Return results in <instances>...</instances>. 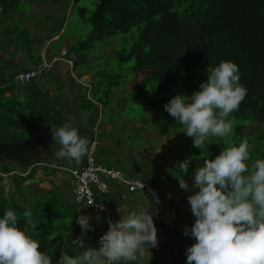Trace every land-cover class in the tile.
<instances>
[{
    "label": "trees",
    "instance_id": "obj_1",
    "mask_svg": "<svg viewBox=\"0 0 264 264\" xmlns=\"http://www.w3.org/2000/svg\"><path fill=\"white\" fill-rule=\"evenodd\" d=\"M43 1L0 0L2 26L7 27L6 24L10 26L13 23L11 26L13 30H10V33L0 30V48L9 59H14L18 51H24L21 57L28 59L29 62L22 66L15 60L13 64L15 70L36 68L42 62L43 72V56L40 47L45 46V56L49 58L59 52L58 50L53 53L50 50L49 45L52 42L57 41L59 46L65 37H74L66 45V57L74 56L70 58L72 64L59 63L67 67L68 79H73L80 88L83 85L77 83L76 76L81 77L87 71H91V68L96 67L93 78L87 82L89 86L85 85L84 93L80 94V98H86L90 102V105L81 104L80 107L85 106L89 110H94H92L93 123L89 129L82 130L90 143L94 138L93 126L99 125V110L101 111L103 106L100 99L103 94L100 90L104 79L98 75L101 72L102 58L109 63H115L119 70L132 69L134 75L131 78L141 79L138 85H141L139 91L142 92L143 107L147 106L149 100L153 98L157 100L158 109L161 111H165L164 105L173 96L183 94L190 97L194 91H198L199 84L206 81L207 72L211 68L221 61H232L238 65L240 83L247 89V95L241 102L239 110L231 114L230 119L234 118L232 133L225 138L210 136L204 149L189 148L185 154L188 158L196 160L193 165L196 169L197 166H203V159H214L224 148L238 146L242 140L246 139L251 145L248 163L251 164L256 159H264V0H56L58 14L46 16L45 24L48 31L46 30V37L40 38L34 36L36 34L32 27L20 28L16 20H19L17 14L20 15L23 12V6L31 10ZM184 22L194 24L197 28L196 32L206 41L200 46L181 51L182 60L175 63L171 59L170 45L172 43L178 45L179 37L174 36L180 23ZM56 35L58 37L52 39ZM13 38H16V42ZM41 41L42 46L37 48V56H34L32 46L34 43L40 45ZM190 45L191 41L185 39L180 46L188 48ZM106 52H109V55H106ZM3 60L5 59L0 58L2 76ZM55 64L46 69L47 72L23 84L31 92L30 98L34 99L36 104L42 99V105L37 111L41 112L42 116L37 118L36 114L35 118L41 122L42 128L39 129H42L41 142L45 148L54 141L51 129L64 125L66 113L60 103L59 95H55L54 98L47 91L40 92L38 88L33 89L35 83L31 82L39 76L54 77ZM114 76L119 74L114 73ZM95 77H97L98 86L93 84ZM115 80L116 78L113 82ZM57 84L61 88L59 81ZM9 85L0 86V116L4 117L9 112L6 109V99L13 94L12 87ZM93 91L94 94H92ZM6 92H10V95L4 96ZM19 114L24 115V112ZM167 115L169 116L168 113ZM35 118L25 116L27 121ZM37 132L38 129H35L29 136L23 138L17 135L19 137L17 138L7 129L0 130V172L6 173L7 180L11 178L14 183L12 190L7 184L10 190L7 195L3 194L4 186L0 185V217L5 210L11 209L17 214L18 227L24 229L27 226V219L23 214L26 210L31 213L33 210L31 205L26 206L25 203L20 202H24L27 198L26 190L33 189L37 193L41 192V196L33 194L31 198L37 209L40 208L42 212V217L36 223L35 229L39 234L32 235L40 241L39 250L42 251L47 238L55 235L58 242L59 235L70 232L69 224L78 213L82 212V209L71 201L73 197L71 187H64L65 190H61L59 186L52 184L50 189H45L39 185L40 180V183L33 182L36 172L42 168L54 175L56 171L68 173L56 167L67 165L56 161L52 149L48 151L46 149V152H43L38 140L32 137ZM82 160L80 169L86 166V155ZM9 162L12 164L9 165ZM28 169L29 172L24 176L8 174L11 170L24 172ZM71 176L73 177L72 174ZM0 180H2L1 176ZM27 180L28 182L25 183ZM9 201H11L10 206ZM82 203L85 202L82 201ZM37 209L34 213L38 212ZM99 214L103 223L101 221V229L93 236L95 248H97V238L106 230L104 228L105 214L100 211ZM64 219L65 222L60 223V220ZM62 225L64 232L59 228ZM42 233L45 234L43 238ZM119 264L124 262L121 261Z\"/></svg>",
    "mask_w": 264,
    "mask_h": 264
},
{
    "label": "clouds",
    "instance_id": "obj_2",
    "mask_svg": "<svg viewBox=\"0 0 264 264\" xmlns=\"http://www.w3.org/2000/svg\"><path fill=\"white\" fill-rule=\"evenodd\" d=\"M42 52L45 53V46ZM66 55L67 52L63 55L65 59L74 57ZM59 62L66 61L55 63ZM246 95L238 65L221 61L207 72V79L199 84L198 91L190 97L173 96L164 110L193 138V146L202 150L210 136L225 138L232 133L231 114L239 110ZM51 131L59 145V150L53 153L57 159L71 165L88 154L89 139L81 137L71 123ZM250 148L244 139L238 146L224 148L214 159H203V166L195 169L192 187L198 190L187 197L195 220L190 229H184V235L194 237L195 243L186 249L187 264H264V159L249 164ZM190 160L186 158L175 166L178 173L175 178L184 191L189 190L184 176ZM156 203L158 197L153 193L147 208L132 211L115 222L109 220L108 230L99 239V248H85L82 237L75 238L73 244L84 251L75 257L62 253L58 264H119L121 261L127 264L137 259L138 251L156 248L157 229L153 212L149 211ZM23 215L27 219L24 229L18 227L13 210H5L0 217V264H53L49 255L53 249L40 251V241L29 234L37 227L31 211L26 210ZM89 221L86 215L76 218L82 233L91 229Z\"/></svg>",
    "mask_w": 264,
    "mask_h": 264
},
{
    "label": "rangeland",
    "instance_id": "obj_3",
    "mask_svg": "<svg viewBox=\"0 0 264 264\" xmlns=\"http://www.w3.org/2000/svg\"><path fill=\"white\" fill-rule=\"evenodd\" d=\"M56 0H44L43 2L37 4L36 6L32 7V12H35L36 14H33L31 10H29V7L23 6V12L19 15L17 14V18L19 20H16V23L19 22L20 28L24 27H32L33 32H35V37H46L47 29H46V16H56L58 14V10L56 8ZM41 14V15H37ZM39 20V21H38ZM14 21V19H13ZM38 21V22H36ZM50 23V21L48 22ZM52 23V22H51ZM3 24L0 21V30L4 33H10V30H13L11 26H13V23H11L10 26L6 24L7 27L2 26ZM34 25V26H33ZM194 24L184 22L180 23L176 33L175 38L179 37L177 44H171L170 45V52H171V59L175 63H179L178 61L182 60L181 51H184L186 49H192L194 47L200 46L203 42L206 40L201 37L196 32V27H194ZM47 30V31H46ZM58 35L54 36L52 39L57 38ZM174 38V39H175ZM14 42H16V38H13ZM73 36L65 37L63 39V42L58 46L57 41L52 42L49 47L50 50L53 53H56L59 50V54L61 55L63 52V55L66 52V45L69 41L73 40ZM185 39H188L191 41V45L188 48H183L180 46L185 42ZM2 43V41H1ZM3 44V43H2ZM39 46H42V41L39 43H34L32 46V53L34 56H37V48ZM1 47V46H0ZM43 49V47H40V50ZM39 50V49H38ZM18 51L15 56L14 60H17L18 62H21L23 64H26L29 62L28 59H22L21 54H24V51ZM39 52V51H38ZM1 55H3V50L0 48V58ZM7 54H5L6 56ZM106 55H109V52H106ZM57 56V55H56ZM105 56V55H104ZM3 58V56H2ZM8 59V56L4 59ZM105 58V57H104ZM65 59V58H64ZM43 60V57H42ZM13 62V61H11ZM5 66H8L3 73V76L0 73V86L3 84H10L9 86L12 87L11 91H13L12 96L10 95V92H6L4 96H9L6 99V109L7 116H0V130L1 129H7L9 133H13L16 135L17 138H19L17 135H21L23 138L25 136H29L32 131L35 129H38V132L33 134V138L37 139L41 149H43V152H46L48 150H51L50 146L45 149L44 145L41 142V136H42V128L41 122L37 118H41L42 114L41 112H37L39 110V106L42 105V99H40V102L36 104V101L31 97V92L28 91L27 88L24 87V83L15 84L14 82V74L18 72L21 69L15 70V67L10 69L11 63L9 61L4 62ZM101 72L98 73V75H101V78L104 79L103 85L101 88L102 96L100 97L102 101V109L99 110V128L103 127L104 129L106 127H109V133L106 131H103L99 133V130H97L95 136L99 139H101L103 144L97 145L95 150V157L98 158L99 162L105 166H116V167H123V168H129V164L136 161L139 166L141 165H151V167L160 168L162 170V173L160 174V178L166 179V185H169V177L171 176V186L173 189H181L179 187V182L175 178V176L178 175L176 164L178 162H182L185 160L187 155L185 154L187 149L191 148L193 150L195 147L193 146V138L188 137L184 132L182 126H180L173 117L170 115H167L166 111H161V109H158V103L157 100L151 98L148 102V105L143 107L142 102V92L139 91V88L141 85H138V83L141 81L138 78L134 77L132 79L131 77L134 75L133 70H119L117 65L115 63H109L108 61H105V59H101ZM104 64V65H103ZM15 70V72H14ZM91 71H87L85 75L81 77H76L77 83H80L81 88L80 92L81 94L84 93V86L87 82H89V79L93 78V73L96 70V67L91 68ZM7 71V72H6ZM56 73H60V70H56ZM114 73H118L119 76H114ZM43 74V72H42ZM76 75V74H75ZM116 78V80L113 82V79ZM58 78L56 76L54 77H37L35 78L31 83H35V86H33V89H37L40 92L47 91L48 94H51L52 97L55 98V95L60 96V101L62 102L63 106L64 103L67 100L65 91L66 89L59 88L57 82ZM138 81V82H137ZM17 83V82H16ZM94 86H98L97 83V77L93 79ZM112 84V88H110V85ZM21 85V86H20ZM23 85V86H22ZM78 86V85H77ZM79 87V86H78ZM97 89V88H96ZM87 91V89H86ZM94 94V91L92 92ZM69 101L71 99L69 98ZM60 102V103H61ZM81 104H88L90 105V102L87 101L86 98H80L76 102V109H78V106L80 107ZM60 108H58L59 110ZM158 109V111H157ZM61 110V109H60ZM93 109L88 110L89 113L92 112ZM19 112H24V115H20ZM37 114V116H36ZM29 116V118H37L32 119V121L25 120V116ZM172 120H171V119ZM93 119L91 121H87L84 124H81L80 126L87 130L90 128ZM101 126V127H100ZM103 129V130H104ZM180 129V130H179ZM94 132V130H93ZM98 139V140H99ZM119 141V142H117ZM164 143V146L162 149H159V153L162 152V158L161 155L157 154V150H155V147L157 148V145H162ZM116 144H119L120 147L129 148L132 149L133 153V161L126 162V159L124 160H116L115 159V149L112 147H115ZM112 146V147H111ZM140 147H144V149H147L148 151H152L151 154H148L147 150H142ZM117 148V146H116ZM58 147H54V151H58ZM193 152V151H192ZM168 155V165L166 163V167L164 168L163 164V156ZM204 158V157H203ZM190 160V165L188 169V173L184 176V179L189 183V190L184 191V195L187 197L191 194H193L198 189H195L191 186V182L193 181V174H194V167L193 165L196 163V160ZM12 162H9V165H11ZM68 166V165H67ZM192 168H191V167ZM52 167V166H51ZM70 168H73L72 166H69ZM198 167V166H197ZM194 168V169H193ZM62 175L66 177L65 173H61L59 171H56L55 175L52 177L54 178V183L57 182L56 177H59V175ZM37 178V177H36ZM42 177H40L41 179ZM1 181V180H0ZM4 182L7 180L4 179ZM10 183L8 185L10 186V190L13 188L12 179L9 178ZM31 181V180H29ZM41 181V180H40ZM34 182V179H33ZM4 185H7V183L0 182ZM27 183V181L25 182ZM71 187V182L67 181L64 182L63 185H69ZM8 185L6 186V190L4 189V195H7L9 190ZM42 185V184H41ZM156 186V185H155ZM50 189V188H48ZM182 190V189H181ZM26 197L24 202L25 205H31V208L33 210L32 212V219L37 223L40 218L42 217V212L40 211V208L35 206L34 201L32 200L31 196L33 194H38L41 196V192L37 193L33 189H30V191L26 190ZM172 196H175V192L170 193ZM30 195V196H29ZM142 200L146 203H149V199L145 196L141 197ZM11 201L8 202V205L10 206ZM85 208H88V217L91 219V215L96 220L99 218V211H97L95 208L84 205ZM37 209V213H34V210ZM132 210V209H130ZM80 216V215H78ZM77 216V217H78ZM76 217V218H77ZM159 217L160 213H159ZM162 218V217H161ZM43 221V220H42ZM60 223H64V220H60ZM91 221V220H90ZM194 222H190L188 224V228H191V224ZM74 228L71 226L72 223H70V232H65L61 235H59V240L57 242V237L55 235L51 236L50 238H47L45 247L42 248V251L48 252L49 249H53L52 252H49V255L53 256L52 261L53 264H58L59 258L62 253H66L69 256H78L82 254L84 251V248H78L76 245L73 244V240L77 237H82L83 243L85 248L92 247L95 248L94 243H92L93 240V233L92 232H85L82 233L81 227L76 223V219L74 220ZM191 225V226H190ZM79 226V227H77ZM187 226V225H186ZM60 229H63L62 232H64V227L59 226ZM169 228V227H168ZM166 228V229H168ZM36 229V228H35ZM35 229L31 230L29 234L37 236L39 232H37ZM45 234L42 233V238ZM179 236H176V238L173 240L172 244H176V241ZM182 238L186 239V241H194V237L189 236H182ZM166 238V234L162 235V239ZM144 249L138 251L142 256H144L146 262L148 264H157V261L161 264H178V253L179 251L176 250V253L171 255H163L159 253V249L156 251H150ZM57 256V259H56Z\"/></svg>",
    "mask_w": 264,
    "mask_h": 264
},
{
    "label": "crops",
    "instance_id": "obj_4",
    "mask_svg": "<svg viewBox=\"0 0 264 264\" xmlns=\"http://www.w3.org/2000/svg\"><path fill=\"white\" fill-rule=\"evenodd\" d=\"M3 56V58H2ZM5 57V53H3V55H1V60L4 59ZM6 61H9L11 63L10 69L13 68V64H14V59H5L3 60V65L4 68L6 70L8 66H5ZM13 61V62H11ZM20 64H22V66L27 65L23 64L22 61L19 62ZM56 70H60V73H56ZM46 69H44L43 72H45ZM7 72V71H6ZM47 72V71H46ZM53 73L54 75L59 79V82L61 83V89H66L65 94L67 97L66 102L64 103L63 109L66 113V120L65 123H71L74 127H76L78 129V133L81 137H86L85 134L82 132L83 128L80 126L81 124L86 123L87 121H91L94 118V110L89 113V109L84 107H79L78 109H76V102L78 101V99L80 98V87L77 86V84L74 83L73 79H68L67 77V67L63 64V63H56L54 65L53 68ZM68 79V80H66ZM69 98L71 99V101H69ZM61 102V101H60ZM62 104V102H61ZM63 105V104H62ZM64 123V124H65ZM94 126H97V130H99V133L106 131L109 133V127H106L105 129L103 127H101V129L99 128L98 124H95ZM93 126V127H94ZM104 129V130H103ZM94 130V129H93ZM101 131V132H100ZM95 135V133H93ZM96 137V136H95ZM98 137V136H97ZM96 137V138H97ZM99 139V138H97ZM53 140V139H52ZM119 142V141H117ZM103 144L101 139H99V144ZM97 146V145H96ZM96 146H94L93 148V156L95 158V160L99 162L98 158L95 157V150H96ZM117 146V148H116ZM164 146V143H162V145H157V148L155 147V150H157V154L161 155V157L159 159L162 158V152L159 153V149H162V147ZM41 147V146H40ZM54 147H58L59 145L55 143V141L52 142V144H50V148L54 151ZM112 147V146H111ZM115 149L114 155H115V159L116 160H124L126 159V162L128 163V161H133V151L132 149L129 150V148H124L123 146L120 147L119 144H116L115 147H112ZM142 150H147L144 149V147H140ZM46 149V148H45ZM148 154H151L152 151H148ZM57 159V158H56ZM83 159V158H82ZM168 155L163 156V164H164V168L166 167V163L168 165ZM57 162H60V164L64 163L66 166V168L69 169H73V168H78L80 169V167L82 166L81 164L83 163V160H81L79 163L73 162V164L69 165L67 163L66 160L64 159H57ZM168 161V162H167ZM81 165V166H79ZM69 166H72L73 168H70ZM111 167V165H110ZM115 168H118L122 171V173L126 176V177H134L140 180H144L147 182H151L159 191L160 193L166 197L170 202L174 203L176 208H177V213L175 215V217H173L172 220V225L168 226V227H163L161 222H160V218H159V211L154 209V208H149L150 212H153V220H154V225L157 229V238H158V246L156 248H148L147 250L150 251H156L157 249H159V253L163 254V255H173L174 253H176V250L179 251L178 253V264H187V260H186V249L191 246L193 243H195L194 241H186V239L182 238V236L186 237L184 235V229L185 227L188 228V224L192 221L194 222L195 217L192 215L191 210H190V204L187 200V196L184 195L185 193L183 192V190L181 189H173L171 186V176L169 177V185H166V179H162L160 178V174L162 173V170L160 168H154L151 167V165H141L139 166V161L138 164L136 161L132 162L129 164V168H123V167H116L113 166ZM59 172H63L65 173L66 177L59 175V177H56L57 182L54 183L55 181H53L54 178H52L54 176V174H50L49 172L44 171V169H39L36 174L35 177L33 178L35 182L38 181V183H40L39 180H41V184L42 187H45V189H48L49 187L52 186V184H55L56 186H59L61 188V190H65L64 187L66 188H70V183L69 185H63L64 182H71V192H72V196L71 197V201L73 203H75V205L78 208L82 209V212L76 215V217L78 215H86L88 216V208H85L84 205H86L85 203H82V201H79L76 198V195L74 193V186H73V177L71 176V174L69 175L68 173L64 172V171H59ZM37 177V178H36ZM40 177H42L40 179ZM108 183V187H109V191L105 192V193H96V198L98 201L104 203L106 205V208L108 209L110 215L114 218H117L120 214L123 216H127L130 212L132 211H139L142 208H147L149 203H146L142 200L141 197L145 196L143 193H141L140 191H134V192H128L125 184H123L121 181L119 180H113V181H107ZM193 182V181H192ZM192 182H191V186H192ZM8 184V183H7ZM39 184V185H41ZM4 186V185H3ZM7 185H5V190ZM43 190V188H42ZM171 192H175L176 195L172 196L170 193ZM132 209V210H130ZM81 211V210H79ZM101 215H99V218H97L96 220H94V218L91 215V221L90 225H91V229L88 230V232H92L93 236L94 234H96L100 229H101ZM76 217L73 219L72 223V227L74 228L73 225L74 224V220L76 219ZM103 223V221H102ZM187 225V226H186ZM192 225V224H191ZM190 225V226H191ZM79 227V226H77ZM168 228V229H166ZM65 233V232H64ZM70 233H74V232H70ZM166 234V238L162 239V235ZM176 236H179L178 239L176 241V244H172L173 240L176 238ZM93 243V240H92ZM144 252L146 251V249L143 250ZM173 257V256H172ZM127 264H148L144 258V256H142L139 252H137V259L135 261H130L127 262ZM157 264H161L160 262L157 261Z\"/></svg>",
    "mask_w": 264,
    "mask_h": 264
},
{
    "label": "built area",
    "instance_id": "obj_5",
    "mask_svg": "<svg viewBox=\"0 0 264 264\" xmlns=\"http://www.w3.org/2000/svg\"><path fill=\"white\" fill-rule=\"evenodd\" d=\"M64 53V52H63ZM61 55H53L49 58H46L45 53L42 52L43 56V66L45 68H51V66L59 60H65L68 64H72L71 59H64L65 56ZM42 72V62L36 67L28 70H21L14 74L15 84L17 83H27L33 77L39 75ZM86 85H88L86 83ZM89 86V85H88ZM96 127L94 126V133L96 132ZM99 144V140L95 137L92 139L89 145V152L86 155V166L83 169L73 168L68 169L64 167L63 169L68 170L73 177L75 178V188L74 193L76 194L79 200L86 199L90 202L91 199V190L90 187L97 186L101 191L108 192L109 187H106L105 184L102 183L101 177H104L106 181L119 180L123 184L128 192L134 191H143L145 196L152 201L153 193H155L156 197H158V203L154 205V209L158 210L160 213V222L164 226L172 225L173 217H175L177 211L173 204H171L168 200L164 199L160 193L152 186L151 182L143 181L140 179L126 177L121 170L105 166L101 163H98L93 156V148L94 146ZM8 174L14 175L19 174L20 176H24L23 172H19L17 170H11ZM7 178V175L4 176ZM1 182V181H0ZM3 183H6L2 181ZM28 182V180H27ZM108 183V182H107ZM125 217V216H124Z\"/></svg>",
    "mask_w": 264,
    "mask_h": 264
},
{
    "label": "bare ground",
    "instance_id": "obj_6",
    "mask_svg": "<svg viewBox=\"0 0 264 264\" xmlns=\"http://www.w3.org/2000/svg\"><path fill=\"white\" fill-rule=\"evenodd\" d=\"M44 67V66H43ZM44 69H47V68H45L44 67ZM56 167H58L59 169H63L64 167H59V166H56ZM69 169V168H68ZM63 170H65V169H63ZM65 171H67L68 173H69V171L68 170H65ZM20 172V171H19ZM29 172V169L28 170H26V171H24L23 173H24V175H26L27 173ZM6 175V173H1L0 172V176L2 177V180L1 181H3L4 179H6L4 176ZM101 181H102V183L103 184H105L106 185V187H108V184H107V181H106V179L104 178V177H101ZM0 185H3L2 183H0ZM73 186H74V188H75V186H76V184H75V178L73 177ZM90 190H91V201L90 202H88L86 199H81V200H79L78 198H77V196H76V198L79 200V201H83V202H85V204L86 205H89V206H91V207H93V208H95V209H97L98 211H100V212H104V214H105V222H106V224H105V226H104V228L106 229L105 230V232L108 230V226H109V220H111V221H113V222H115V220L116 221H118L120 218H123L124 216L123 215H119L117 218H114V217H112L111 215H110V213H109V211H108V209L106 208V205L104 204V203H102V202H100V201H98L97 199H95L96 198V193H105L104 191H101L97 186H92V187H90ZM141 193H143V191H140ZM144 194V193H143ZM76 195V194H75ZM145 195V194H144ZM146 197V196H145ZM101 206H102V208H101ZM103 209V210H102ZM104 232V233H105ZM104 233H102L101 235H99V237L97 238V244H96V246H97V248H99V239H100V237L104 234Z\"/></svg>",
    "mask_w": 264,
    "mask_h": 264
}]
</instances>
